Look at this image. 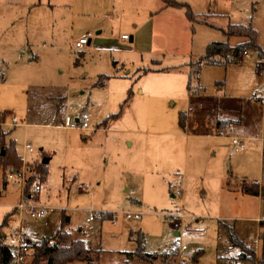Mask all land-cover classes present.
<instances>
[{
  "label": "rangeland",
  "instance_id": "obj_1",
  "mask_svg": "<svg viewBox=\"0 0 264 264\" xmlns=\"http://www.w3.org/2000/svg\"><path fill=\"white\" fill-rule=\"evenodd\" d=\"M196 7L199 11H193L208 14L215 27L199 22L192 27L184 7L150 13L136 0H0V70L5 73L0 78V132L6 133L7 144L17 140L18 151H23V142L17 138H28L21 154L25 161L28 145L35 154L44 149L50 159L44 182L36 173L37 163L28 164L24 184L8 178L24 163L6 173L0 168V224L12 212L3 227L8 242L14 241L16 207L29 184L33 203L50 209L43 219L24 214L33 245L61 228L99 250L101 264H122L127 253L136 250L137 232L142 230L146 252L178 249L175 255L140 264L241 263L233 257L244 251L233 245L223 222L233 226L237 216L245 217L237 224L254 245L258 236L252 217H257L259 205L250 199L244 212L228 213L221 195L224 182L217 181L224 171L243 173L249 180L264 175L257 140L264 137V74L258 73L256 62L264 56L248 49L254 59L243 53L239 62L203 65L196 94L178 73L145 74L144 69L180 65L190 62L191 55H204L210 42L226 40L223 29L230 22L252 24L264 50V0H207ZM111 32L113 40L102 39ZM132 32L134 46L130 38L120 39ZM83 34L91 44L83 49L71 45ZM20 47L24 54L18 52ZM30 55L38 59L29 61ZM114 73L121 77L96 85L101 74ZM26 114L28 121L39 124L28 132L22 125ZM81 114L91 119L90 130L65 126L67 115L75 120ZM220 115L241 121L236 132L244 151L234 152L231 141L218 136ZM14 118L19 125L12 124ZM103 119L107 127L101 126ZM231 128L224 130L233 134ZM134 153L139 156L136 163L131 161ZM82 183L91 191L81 192ZM229 183L234 189L240 184ZM174 207L195 216L190 229L202 232L177 236L164 215ZM127 212L141 214V219L128 218ZM112 213L117 224L112 223ZM183 245L187 250L181 252ZM34 252L25 264L32 263Z\"/></svg>",
  "mask_w": 264,
  "mask_h": 264
},
{
  "label": "trees",
  "instance_id": "obj_2",
  "mask_svg": "<svg viewBox=\"0 0 264 264\" xmlns=\"http://www.w3.org/2000/svg\"><path fill=\"white\" fill-rule=\"evenodd\" d=\"M162 1L164 3V6L166 7H184L186 9L188 19L193 24L192 27H194V24L197 22L215 27L213 23H210L208 21V14L206 15L195 13L192 10L191 6L186 2H180L178 0ZM223 32L228 37L236 36L243 38V40L239 41L236 44H231L229 41L210 42L207 45L206 53L198 57V59L193 63L195 67L190 70L188 85L190 92L194 93L198 89H196L197 86L193 83L196 81L199 82V73L203 65H227L229 63L238 61L241 58L242 54L248 49L255 50L260 55L264 56V50L258 44V33L252 26V24L245 25L241 23H229L227 28L223 29ZM189 65H192V62H190ZM147 71L149 70L146 69L145 72ZM110 77L111 76L109 75L101 76L96 85L104 86L107 79ZM131 93L132 92L130 90L129 97ZM183 117H185V114H183ZM106 123L107 120L102 122V125H106ZM180 123L182 127H185L184 118L181 119ZM217 125H221L220 122ZM5 134L6 133L3 131L0 132V168H3L4 173H6V169L22 165V160L20 155L17 153L15 142L11 141L7 144L5 140ZM36 173L40 175V182H44L49 173L48 165L43 161L40 162L37 165ZM30 179L28 180L30 181ZM240 188L241 191L247 194H260V185L256 182H247L246 180H244L241 183ZM24 193L26 194V196L30 195L29 184L24 187ZM10 215H12V212L7 215L4 223L0 224V264H11V249L10 246L4 241L2 231ZM261 236L264 241V235L262 234ZM55 237L58 238L57 243H52V238L48 237L46 239H43L40 244H35L33 246L35 252L31 264H68L75 260H82L87 262V264H101L99 261V252L88 247L81 239L71 238V234L69 232L61 231V228L58 229ZM230 238L234 245L244 248L245 253L241 255V258L248 259L256 264H264V258H257L255 252L245 246L233 230H230ZM136 241L137 247L134 252H130L131 256H137L141 261L151 263L156 259H159V257L165 256L164 254L160 253L146 252L143 234H140L137 237ZM171 252L175 254L177 252V247L171 248ZM198 254H195L193 256V259H196ZM178 264L185 263L180 262Z\"/></svg>",
  "mask_w": 264,
  "mask_h": 264
},
{
  "label": "crops",
  "instance_id": "obj_3",
  "mask_svg": "<svg viewBox=\"0 0 264 264\" xmlns=\"http://www.w3.org/2000/svg\"><path fill=\"white\" fill-rule=\"evenodd\" d=\"M178 1H180V2H186V3H191V5H192V7L196 10V11H199V9L197 10V7H196V3L197 4H202V5H204V4H206V2H207V0H178ZM136 3L138 4V6L140 7V8H145L146 10H148L150 13L151 12H154V11H156V10H161V11H167V10H169V9H174L175 7H171V6H169V7H166V6H164V3H163V1L162 0H136ZM39 3H37L35 6H40V5H38ZM190 5V4H189ZM190 5V6H191ZM191 7V8H192ZM120 10V9H119ZM193 10V9H192ZM197 14H206V13H197ZM185 15H186V17H187V14H186V9H185ZM207 15V14H206ZM188 18V17H187ZM207 18H208V15H207ZM190 21V20H189ZM231 23V22H230ZM195 24H197V23H195ZM194 24V25H195ZM203 25H207V24H204V23H202ZM138 28V24L136 23L135 25H134V28L133 29H137ZM104 29V28H103ZM102 32L103 31H99V32H97V34H102ZM134 35H129V38H130V42H131V44L130 45H132V46H134L135 45V33L134 32H132ZM123 34H126V33H123ZM84 36H86V35H81L80 36V38L81 37H84ZM106 37H102V39H106V40H113V32H111V35H109V34H106L105 35ZM232 37H234V38H236L235 40H231L230 41V39L232 38ZM128 38V39H129ZM225 38H226V40L225 41H229L231 44H236V43H238L239 41H241V39L243 40V38H241V37H236V36H231V37H228V36H226L225 35ZM79 39V38H78ZM98 39H100V38H98ZM119 39V38H118ZM120 39L121 40H123V41H126V40H128V39H123L122 38V36L120 37ZM119 39V40H120ZM77 40V39H76ZM73 42H74V40L73 41H71V45H74L73 44ZM87 44H91V38H89V41H88V43ZM87 44H85L83 47H81V48H78V47H76L77 49H83ZM21 51H23V52H21ZM18 52H21L22 54H24L25 53V51H24V49L22 48V47H20L19 49H18ZM17 52V53H18ZM30 53V52H29ZM198 56H195L194 57V55H191V61L190 62H192V60L194 59V58H196V59H198L197 58ZM243 58V57H242ZM242 58H240L238 61H235V62H239L240 60H242ZM38 59V56H35V55H30V57H29V61H31V60H37ZM247 59H249V58H247ZM254 59V58H253ZM79 60V59H78ZM157 61H159V60H157V59H152V62H157ZM78 62V61H77ZM190 62H186V63H184V64H180V65H173V66H170V67H163V68H154V67H147V68H145L144 69V73L146 74H148V73H150L151 71L152 72H156V71H165V72H175V73H178V74H180L181 76V80H184L185 82H187L188 83V81H189V73H190V70L192 69V65H189V63ZM234 62V63H235ZM113 65H114V67L116 68L117 67V61H113ZM189 67V68H188ZM168 68H170V69H168ZM149 70V71H147V72H145V70ZM4 71L3 70H0V78H3V76H4ZM103 75H107V74H101L100 76H99V78L101 77V76H103ZM109 76H111L110 78H112V77H121V75L119 74V73H114V74H111V75H109ZM99 78H98V80H99ZM110 78H108V79H110ZM97 80V81H98ZM196 82H194L193 84H195ZM172 84V83H171ZM106 85V84H105ZM104 85V86H105ZM198 87H196V89H197ZM220 89L221 90H223L224 89V86H221L220 87ZM169 92H172L173 90H174V88H168L167 89ZM200 91V89H197V91L196 92H194V93H192V92H190V93H192V94H196V93H198ZM131 95L133 94V91L131 90ZM129 93H130V90H129ZM131 95H130V97H131ZM129 97V94H128V98H130ZM55 102L56 103H58V104H60L58 101H57V99H55ZM94 111H95V109H94ZM84 115H86V116H88L87 114H84ZM83 114H81L79 117H77L75 120L76 121H78L79 120V118L80 117H82V116H84ZM89 117V116H88ZM26 120L25 121H23L22 122V125L24 126V128L26 129V132H28V128H31V126H33V125H39V124H36V123H31L30 121H28L29 120V115L28 114H26L25 115V117H24ZM27 118H28V120H27ZM91 120V119H90ZM102 121H104V119L102 120ZM102 121L100 122L101 123V126H103L102 125ZM138 122V121H137ZM220 122V124L221 125H217V128H219L220 130L221 129H227V125H229V126H232L233 128H231V130H235L234 131V133L233 134H228V137H224V139H227V140H230L231 141V143H232V139L230 138V136H234V137H239V138H241L238 134H237V132H236V130L238 129V127L239 126H237V124L238 123H240L241 121L239 120V119H231V118H228V117H225V116H223V115H220V116H218V119H217V124ZM20 123V122H19ZM19 125V124H18ZM92 126V125H91ZM106 126V125H105ZM107 127V126H106ZM106 127H104L103 128V131L105 132H107V128ZM101 128V127H100ZM100 128H99V130H100ZM218 129V130H219ZM219 132V131H218ZM185 134H188L187 132H185ZM219 137H222V136H219ZM18 140H19V142H23V151L22 150H20V151H18V149L16 148V150H17V153L20 155V157H21V160H22V163H23V161L25 160V159H23V156L21 155L22 153H24V150H25V145H26V142H28V138L26 139L25 138V141L23 140V139H20V138H17ZM257 140H259L260 141V151H259V158H260V161H261V163L263 162V164H264V137H262V138H258ZM14 142H16L17 143V140H13ZM32 141L34 142H36V144L38 145V146H41V143H39V141H36V140H34V139H32ZM16 143H15V146H16ZM132 144H133V142H131V146H132ZM243 145H244V149L243 150H241V151H238V152H236L234 149V152H236V153H239V152H242V151H244L245 150V144H244V142H243ZM20 146H21V144H20ZM33 146V145H32ZM232 146H233V148H234V145H233V143H232ZM42 147V146H41ZM35 149V148H34ZM36 150V149H35ZM35 150L32 152V153H29L28 151V157H27V161H25V163H28L29 165L30 164H32V163H37V164H39L40 162H42V161H44V159L45 158H48L47 156V154H46V151L44 150V149H42V148H40V150H42V154L41 153H36L35 154ZM102 152V150H99V152H98V154H100ZM134 159H131V161H132V163H136L137 162V159H136V157H139L138 155H136V153H134ZM247 156H245V158H246ZM50 162V159H49V161H48V163ZM48 163H45V164H48ZM131 163V164H132ZM48 170H49V168H48ZM240 175H235L234 173H232V175L231 174H228V172H226V171H224L223 173H220V175H219V179H218V181L217 182H224L223 183V190L221 191V195H222V199H223V201H224V206L226 207V208H228V213H232V214H235V213H239V212H244L245 210H247L248 209V207H249V205H248V203H247V205H246V201H256L257 202V204L259 205V207H258V214H257V217H252L254 220H255V222H256V224H257V240H256V242L254 243V245H252V244H250L245 238H244V235H243V231H242V228H241V225H239V224H237V221L238 220H240V219H244L245 217H242L241 215H239V216H237L236 217V220H235V224L233 225V226H231V225H229L228 224V222H223L224 224V226L227 228V231H228V233H229V236H230V230L232 231H234V233L238 236V238L244 243V245L245 246H247L248 248H250L251 250H253L254 252H255V254H256V257L257 258H264V241H263V239H262V234L264 235V213L262 214V212H263V206H264V190H263V188L261 187V184H260V181H261V178H262V174H260L259 175V177L258 178H255V179H247V177H246V175H244L243 173L241 174V173H239ZM234 176V177H233ZM48 177V176H47ZM244 180H246L247 182H256V183H258L259 185H260V194L259 195H252V194H247V193H244L243 191H241V188H240V186H241V183L244 181ZM5 182H6V180H5ZM229 182H240V184H239V186H236V189H234V187L229 183ZM179 190V189H178ZM181 191H182V193L184 194V191L182 190V189H180ZM29 198L31 199V194L29 195ZM250 199H253V200H250ZM32 202H34V200L32 201ZM38 205H41V204H38ZM178 209H183V208H178V207H174V208H172V209H170L169 211H171V210H178ZM184 210V209H183ZM185 211V210H184ZM185 212H187V211H185ZM188 213V212H187ZM111 218H112V216H111ZM230 218H232V217H230V216H228L227 215V219H230ZM139 219H141V218H139ZM197 220V219H196ZM220 220V219H219ZM245 220V219H244ZM247 220H250V219H247ZM222 221L220 220V223H221ZM113 223V222H112ZM114 224V223H113ZM117 224V223H116ZM2 231H3V238H4V241L6 242V244H8L9 246H10V248H11V244L14 242H8L7 241V239H6V235H5V233H4V228L2 229ZM176 231V230H175ZM200 232H198V231H195V232H192L191 233V235H194V234H199ZM56 234V233H55ZM137 234H143L144 235V240H145V234H144V232L142 231V230H139L138 232H137ZM176 235L177 236H179L178 235V232L176 231ZM190 235V234H189ZM49 236H52L51 234H48L47 235V237H49ZM137 237V236H136ZM73 238V237H72ZM74 239V238H73ZM231 239V238H230ZM146 241V240H145ZM58 242V238L57 237H52V243H57ZM38 243V242H37ZM248 244H250V246H253L254 247V249L252 248V247H250ZM234 245V244H233ZM34 246V245H33ZM234 246H236V245H234ZM136 247H137V243H136ZM237 247V246H236ZM240 247V246H239ZM145 248H146V244H145ZM242 249H243V253H237V255L236 256H234L233 258H235V259H240V264H245V263H248V262H251L252 264H256V263H254V262H252V261H250V260H248V259H243V258H241V255L242 254H244L245 253V250H244V248L243 247H241ZM93 249V248H92ZM178 249V248H177ZM93 250H96V251H99V250H97V249H93ZM149 253V252H148ZM170 253H172L171 252V250L169 249H167V250H165L164 251V255L166 254H168V255H170ZM175 254H177V252L175 253ZM174 254V255H175ZM160 258V257H159ZM156 260H158V259H156ZM193 260H196V259H193ZM99 261H100V254H99ZM239 261V260H238ZM142 262H144V261H141L137 256H131L130 255V252H128L127 253V258H126V260H125V262L124 263H122V264H136V263H142ZM75 263H80V264H87V262H85V261H82V260H75V261H73V262H70V263H68V264H75ZM144 263H147V262H144ZM173 263H175V260H173ZM182 263H184L183 261H182ZM176 264H177V262H176Z\"/></svg>",
  "mask_w": 264,
  "mask_h": 264
},
{
  "label": "built area",
  "instance_id": "obj_4",
  "mask_svg": "<svg viewBox=\"0 0 264 264\" xmlns=\"http://www.w3.org/2000/svg\"><path fill=\"white\" fill-rule=\"evenodd\" d=\"M122 38L128 39L129 36L128 34H123ZM88 41H89V38L87 36H84L77 40H74L73 44L76 47L81 48L85 44H87ZM244 56L246 58L253 59L252 54L248 51L244 52ZM256 62H257L258 73L263 75L264 74V58L256 60ZM12 124L18 125L19 121L16 118H14L12 121ZM65 126L66 127H77L78 129H81L84 131H88L92 128L91 120L86 115L80 117L78 121L73 120L71 116L67 115L65 118ZM218 136L228 137V134L226 133L225 130L221 129L218 132ZM230 138L232 139L234 150L236 152L244 149V145H243L241 138L234 137V136H230ZM27 151L32 153L34 151V148L31 145H28ZM23 163H24L23 167L21 169L16 170L13 173H9L8 178H11V179L16 178L17 180H19V182L24 184L27 178L26 171H27L28 163H25V160L23 161ZM260 184L264 190V175L261 178ZM79 190L81 192L88 193L91 191V187L85 183H82L79 186ZM178 194L179 195L182 194V191L178 190ZM16 210H17L16 212L19 214V226L18 228L14 229L12 233L14 242L11 244V248H10L11 249V264H25L27 262V259L31 256L34 247H33V242L29 239L28 233L26 231V227H25L26 222L24 219V214L28 215L30 218H33V219H43V218L48 217L50 209L46 205L34 204L32 200L28 196H26V194L24 193L21 202L16 207ZM164 215L168 216L167 219L170 220L173 228L178 232V235H188L195 231H198L200 233L202 232L200 230L190 229L191 223L196 220V217L185 211L175 212V213L168 211ZM125 216L128 218H135V219L141 218V214H138V213L133 214L131 212H127ZM112 222L114 224L118 222L117 215L115 213H112ZM185 250H187L186 245H183L182 247H180L181 252Z\"/></svg>",
  "mask_w": 264,
  "mask_h": 264
},
{
  "label": "water",
  "instance_id": "obj_5",
  "mask_svg": "<svg viewBox=\"0 0 264 264\" xmlns=\"http://www.w3.org/2000/svg\"><path fill=\"white\" fill-rule=\"evenodd\" d=\"M49 158H45L43 162L48 163Z\"/></svg>",
  "mask_w": 264,
  "mask_h": 264
}]
</instances>
